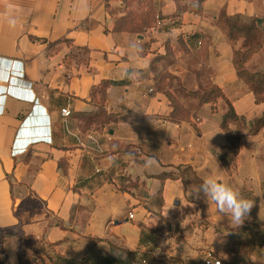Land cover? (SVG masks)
I'll use <instances>...</instances> for the list:
<instances>
[{
	"label": "crops",
	"instance_id": "obj_1",
	"mask_svg": "<svg viewBox=\"0 0 264 264\" xmlns=\"http://www.w3.org/2000/svg\"><path fill=\"white\" fill-rule=\"evenodd\" d=\"M198 4L173 1L166 18L130 31L114 29L116 0H0V264H205L232 242L239 252L224 264H264L263 251L246 252L264 222V126L244 131L234 171L217 155L229 103L248 126L264 114L234 63L246 37L236 46L222 17L264 21V0ZM245 66L264 70V37ZM203 80L223 90L215 105L175 95L204 94ZM175 104L187 116L173 117ZM176 166L253 201L244 223L188 195L202 183L159 177Z\"/></svg>",
	"mask_w": 264,
	"mask_h": 264
},
{
	"label": "trees",
	"instance_id": "obj_2",
	"mask_svg": "<svg viewBox=\"0 0 264 264\" xmlns=\"http://www.w3.org/2000/svg\"><path fill=\"white\" fill-rule=\"evenodd\" d=\"M196 1H198L199 4L194 6L193 8L196 11H199L201 10L200 3H202L204 0H196ZM122 18L123 17L117 20L116 27L114 29L118 28V30L134 31L132 29L124 28V26L121 23ZM222 18H223L224 28L228 30V36L231 40H233V33L235 32V30L238 31L239 34H242L246 37L245 46H247V48L245 50L240 49L235 51L234 63L236 68L239 70L241 76L245 79V82H247L251 86L257 99L261 100L264 98V70L257 72H250L246 69L245 64L254 55V53H258L259 50L262 48L261 35L262 32H264V21L262 19L253 18L250 19L251 23L245 25L244 27L240 23L239 25L237 24V21L242 19L240 17H235L236 20L235 22H230L229 20L232 18H229L226 15L223 16ZM182 46L183 45H181L180 47ZM78 50L85 51V49H81V48H79ZM86 53L87 51H85V54ZM222 97H224L223 90L219 87L213 86L212 89H210L204 95H202V101L207 103H212L213 105H215ZM184 110L185 108L183 106H179L178 104H175L173 117L187 116V113ZM233 123L237 124L236 129L232 128ZM263 126H264V114L261 118L259 117V119H257V121L253 125L248 126L247 119L243 116L238 115L237 112L234 110L233 105L229 103L228 111L223 115L221 121V127L227 134V143L224 146H222V148L217 152L218 157L220 158L222 164L224 165L223 167H225L227 171L232 172L236 169L237 158L240 152L241 142L243 139L242 137H244L245 135L244 131H246L247 134H256L257 132L260 131V129ZM176 167L178 171L176 170L172 172H164L159 177L163 180L167 178L182 179L186 185L191 184L192 182H194L195 185H200L202 183V181L199 179V177L197 176L196 172L192 167L190 166H176ZM2 238L3 235L0 232V240H2ZM118 250L119 252L121 251V253L129 252L124 249L121 250V248L119 247Z\"/></svg>",
	"mask_w": 264,
	"mask_h": 264
},
{
	"label": "rangeland",
	"instance_id": "obj_3",
	"mask_svg": "<svg viewBox=\"0 0 264 264\" xmlns=\"http://www.w3.org/2000/svg\"><path fill=\"white\" fill-rule=\"evenodd\" d=\"M116 1H117V5L114 7V11H116L118 14L123 15L121 23L124 26V28L132 29L134 31H142L147 27H152L160 18L161 19L166 18L167 15L164 13L163 7L169 10V7L173 3V1H177V0H116ZM181 11H182V7H181ZM181 11L179 8V12H176L175 14H171V12H169L170 13L169 16L170 17L175 16L181 13ZM229 21L235 22L236 20L235 18H232ZM239 23L245 27V25L250 24L251 21L249 19L244 18V19H240L239 21H237L238 25ZM241 36L242 34H239V32L236 30L233 33V41L235 42L234 44L236 46L239 44L238 40L240 39ZM261 36L263 40L264 32H262ZM262 40H261V43H262ZM180 49H182V47H180ZM180 55H182L183 59L186 62H188L189 65L193 67L199 66V63L201 62L204 63L206 61L205 56L196 57L195 55H192V54L191 55L180 54ZM202 69H204V66L202 67ZM205 69L203 70V73L205 72ZM204 83H205L203 84L204 90L208 89L207 91H209L210 89H212L211 83H208V81L206 82V80L204 81ZM179 85L180 84L176 83V86H179ZM173 90L176 92L175 95L179 98L189 97V96L193 97L195 93L196 95L198 93V95L201 97V98L199 97L200 101L202 100V95H204L207 92L205 91V93L202 94V92H193V90L185 91V89H178L175 87H173ZM191 184H194V182H192ZM263 194H264V184H263ZM263 220H264V217L261 218L260 222H262ZM198 223H199V226L208 225L207 220L204 217L200 218L198 220ZM195 224L197 223L194 221V222H190L189 224H187V226L189 229H194L193 225ZM163 225L166 226L169 224L165 223ZM261 225H262L261 235L260 237L258 236L256 240L253 241L255 250L249 248V249H246V252H251L253 255H255L256 252L263 251L262 255L259 256V260L262 261V263H264V254H263L264 253V222H262ZM178 238L185 240V235L184 234H182L181 236L179 235ZM228 249H231L232 251L235 250V252L238 253L239 245L236 242H232L226 247L218 246L216 251H217V254H219L222 259L232 261V259L226 254V250ZM235 264H249V263L246 261L245 258H237Z\"/></svg>",
	"mask_w": 264,
	"mask_h": 264
},
{
	"label": "clouds",
	"instance_id": "obj_4",
	"mask_svg": "<svg viewBox=\"0 0 264 264\" xmlns=\"http://www.w3.org/2000/svg\"><path fill=\"white\" fill-rule=\"evenodd\" d=\"M201 192L207 198L206 202L208 204L210 202L214 203L217 210L227 215L230 224L235 227H239L244 223L253 207V201L241 197L233 187L212 177L205 179L199 187H191L188 195L196 194L199 198Z\"/></svg>",
	"mask_w": 264,
	"mask_h": 264
},
{
	"label": "built area",
	"instance_id": "obj_5",
	"mask_svg": "<svg viewBox=\"0 0 264 264\" xmlns=\"http://www.w3.org/2000/svg\"><path fill=\"white\" fill-rule=\"evenodd\" d=\"M61 114L64 116H70L71 110L69 108H64ZM130 217L134 218V214L130 213ZM204 262L205 264H224L223 260L219 258L216 253L210 250L206 253Z\"/></svg>",
	"mask_w": 264,
	"mask_h": 264
}]
</instances>
